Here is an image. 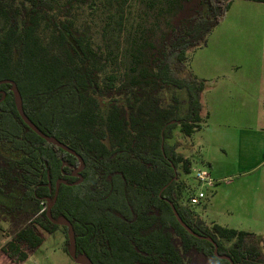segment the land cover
Wrapping results in <instances>:
<instances>
[{"label":"trees","instance_id":"obj_1","mask_svg":"<svg viewBox=\"0 0 264 264\" xmlns=\"http://www.w3.org/2000/svg\"><path fill=\"white\" fill-rule=\"evenodd\" d=\"M264 4V0H244ZM232 0H0V81H14L25 114L47 136L84 161L36 135L20 118L11 85L0 86V214L23 213L24 225L3 247L26 262L59 226H73L77 255L93 264H264V239L200 219L190 205L192 162L170 144L179 127L191 137L203 114L204 81L186 67L188 51L207 38ZM101 26L95 39L93 24ZM172 89L183 90L182 101ZM51 185V188L49 187ZM68 252V230L62 227ZM262 244V245H261ZM261 245V246H260ZM262 247V248H261Z\"/></svg>","mask_w":264,"mask_h":264},{"label":"rangeland","instance_id":"obj_2","mask_svg":"<svg viewBox=\"0 0 264 264\" xmlns=\"http://www.w3.org/2000/svg\"><path fill=\"white\" fill-rule=\"evenodd\" d=\"M101 26L98 19L93 24L97 42ZM188 55L186 69L206 84L202 104L209 118L191 137L176 128L170 144L191 160L192 172L182 178L196 192L201 190L198 171L210 173L214 181L212 188H204L206 198L192 208L210 228L216 224L264 239V4L232 0L207 44ZM172 90L187 100L185 91ZM26 218L1 213L0 228L11 235ZM43 238L30 255L32 263L76 264L65 250L62 227Z\"/></svg>","mask_w":264,"mask_h":264},{"label":"water","instance_id":"obj_3","mask_svg":"<svg viewBox=\"0 0 264 264\" xmlns=\"http://www.w3.org/2000/svg\"><path fill=\"white\" fill-rule=\"evenodd\" d=\"M11 85V92L13 93L14 96V100H15V105H16V109L17 112L20 116V118L22 119V121L25 123V125L31 129L36 135H38L40 138H42L43 140H45L47 143L62 149L63 151H65L66 153L76 157L80 163V167L76 170H74L73 172V176L75 178H78L79 181L74 183V184H70V185H79L83 182V177L81 175V172L83 171L85 164L83 159L72 149H70L68 146H66L64 143L60 142L58 139L47 136L46 134H44L29 118L28 116L25 114L24 111V106H23V99L22 96L20 94V91L16 85V83L14 81L11 80H3L0 81V86L1 85ZM5 99V94H3L2 99L0 100V103ZM68 185L67 182L65 180H58L56 185H55V195H54V199L53 202H51L50 199L47 200L48 206H47V217L49 219V221L56 226L59 227H64L68 230V242H69V247H68V252H69V256L70 258L76 263V264H93L92 261L85 255H77V251H76V246H75V231L74 228L72 226V224L65 218L60 217L59 219H54L52 216V207L54 206V204L56 203V200L58 198V194H59V189H60V185ZM49 187L51 188V185H49ZM172 209H173V213L175 215V218L177 219V221L179 222V224L193 237L200 239V240H205L208 241L210 243L213 244L215 250H214V256L217 259L220 260H225L228 261L230 264H234V262L232 261V259L228 256H221L218 253V246L216 245V243H214V241L212 240V238L209 237H204V236H200L198 234H196L195 232L192 231V229H190L181 219L179 213L177 212V210L175 209V207L173 205Z\"/></svg>","mask_w":264,"mask_h":264},{"label":"built area","instance_id":"obj_4","mask_svg":"<svg viewBox=\"0 0 264 264\" xmlns=\"http://www.w3.org/2000/svg\"><path fill=\"white\" fill-rule=\"evenodd\" d=\"M195 179L200 184L201 190L195 193V195L190 198L191 206L199 205L206 198L204 188L208 190L214 186V181L210 173L206 171H198L195 175Z\"/></svg>","mask_w":264,"mask_h":264},{"label":"crops","instance_id":"obj_5","mask_svg":"<svg viewBox=\"0 0 264 264\" xmlns=\"http://www.w3.org/2000/svg\"><path fill=\"white\" fill-rule=\"evenodd\" d=\"M11 238H7L1 231H0V264H16L9 260L3 253L2 247L10 240ZM22 264H36L35 262H31V258H29L26 262Z\"/></svg>","mask_w":264,"mask_h":264}]
</instances>
